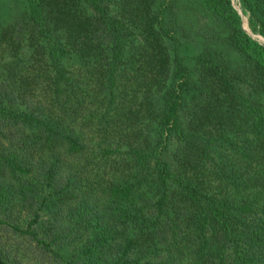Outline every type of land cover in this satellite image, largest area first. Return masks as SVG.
<instances>
[{"label": "trees", "instance_id": "obj_1", "mask_svg": "<svg viewBox=\"0 0 264 264\" xmlns=\"http://www.w3.org/2000/svg\"><path fill=\"white\" fill-rule=\"evenodd\" d=\"M3 10L0 264H264V46L227 19L238 63L192 67L153 0Z\"/></svg>", "mask_w": 264, "mask_h": 264}, {"label": "rangeland", "instance_id": "obj_2", "mask_svg": "<svg viewBox=\"0 0 264 264\" xmlns=\"http://www.w3.org/2000/svg\"><path fill=\"white\" fill-rule=\"evenodd\" d=\"M168 0L162 13L163 0H153V6L163 19L171 46L189 66L194 67L200 54L223 56L229 64L239 61L236 52L226 45V20L234 21L257 46H264V37L257 27L248 24L246 11L239 0ZM160 10V11H159ZM7 11L0 12V20ZM214 56V57H215ZM264 58V54L260 55Z\"/></svg>", "mask_w": 264, "mask_h": 264}]
</instances>
